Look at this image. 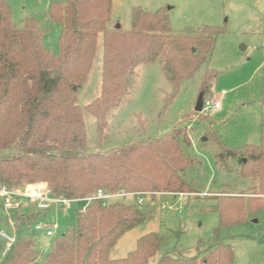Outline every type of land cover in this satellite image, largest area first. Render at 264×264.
<instances>
[{
	"label": "trees",
	"instance_id": "16d2710c",
	"mask_svg": "<svg viewBox=\"0 0 264 264\" xmlns=\"http://www.w3.org/2000/svg\"><path fill=\"white\" fill-rule=\"evenodd\" d=\"M111 2H52L48 18L61 26L58 52L53 54L44 46V34L36 20L26 18L22 26H15L9 5L0 0V185L21 189L43 183L53 196L66 200H80L98 190L138 194L143 202L154 200L157 194L195 192L185 178L192 165L182 149L190 144L187 130L173 129L110 151L89 152L76 94L87 80L102 34L100 94L85 108L95 120L100 142L112 113L133 93L139 66L159 64L172 86L164 98L166 110L182 84L190 81L210 56L218 31L204 26L198 32L174 35L166 11L149 13L140 8L131 10L129 31L118 24L108 29ZM214 78L210 70L202 77L199 94L203 99L212 97ZM221 148L220 159L242 154L239 174L253 184L246 200L213 198L220 226L230 227L245 220L246 206L252 213L264 209V113L259 145ZM2 212L0 229L30 227L42 215L31 209L24 214L15 212L9 226ZM148 214L138 204L114 201L102 206L94 201L85 212L77 213L75 226L53 240L45 257L40 256L31 237L20 236L7 255L0 257V264H149L164 246L157 233L139 238L123 259L109 260L119 239L150 219ZM3 247L0 240V254ZM232 259L231 247L216 241L202 259L164 255L155 264H232Z\"/></svg>",
	"mask_w": 264,
	"mask_h": 264
},
{
	"label": "rangeland",
	"instance_id": "374dc122",
	"mask_svg": "<svg viewBox=\"0 0 264 264\" xmlns=\"http://www.w3.org/2000/svg\"><path fill=\"white\" fill-rule=\"evenodd\" d=\"M62 1L6 0L12 23L20 27L26 18H34L44 34V46L53 54L58 52L61 26L51 22L47 13L52 2ZM133 8L149 13L166 11L174 35L198 32L204 26L218 33L213 36V49L206 62L190 81L182 84L166 110L164 98L172 92V86L159 64L139 66L135 71L133 93L112 113L100 142L96 137L95 120L85 110L100 94L103 38L102 34L98 36L91 70L76 94L88 151L106 152L153 139L173 129L187 130L190 144L182 145V149L192 165L185 171V178L195 191L183 197L156 195L154 200L147 198L140 206L149 213L150 219L121 237L110 251L109 260L123 259L134 250L139 238L157 233L163 238L164 246L149 264H155L164 255L202 259L214 249L216 241L231 247L232 264H264V209L252 213L246 206L243 222L224 227L220 226L219 215L212 208L216 205L215 196L246 200L248 189L253 186L249 179L239 174L241 153L223 159L219 155L223 153L221 146L237 150L244 145L260 144L264 113L263 0H112L108 29L118 24L123 31H129ZM207 70L215 74L213 95L203 100L218 101L220 108L196 113L194 106ZM115 201L137 205L133 198ZM151 202L154 205H150ZM84 204L77 201L52 208L42 213L30 227L18 230L9 227L4 231L15 238L31 237L40 256L45 257L53 240L75 226L77 213ZM36 223L57 225L56 237L46 238L35 230Z\"/></svg>",
	"mask_w": 264,
	"mask_h": 264
},
{
	"label": "built area",
	"instance_id": "2783aa9c",
	"mask_svg": "<svg viewBox=\"0 0 264 264\" xmlns=\"http://www.w3.org/2000/svg\"><path fill=\"white\" fill-rule=\"evenodd\" d=\"M219 108L220 103L218 101H203V109L201 113H203V111H217ZM157 195H168L175 198L183 197L185 194L165 193ZM126 198H136L138 205L143 204V199H141L140 195L125 194L123 192L111 194L102 190H98L95 193L80 200H66L64 198L53 196L48 190L47 186L43 183L26 185L21 189H10L5 185H0V204L2 206L3 213L9 219V223L11 214L15 212L24 214L31 209V211L34 212L44 213L51 210L52 208H62L70 202L80 201L84 202L85 204L84 207L78 212L83 213L85 212L88 205L94 201H98L102 206H106L115 200ZM166 205L167 204H165V206ZM181 209L182 208L179 210ZM10 226H12V224H10ZM35 230L42 232L48 239H54L56 237V230H58V227L57 225L49 226L36 223ZM15 239L16 238L14 236L6 233L4 229H0V240L4 243L3 250L0 254L1 258H4L10 251Z\"/></svg>",
	"mask_w": 264,
	"mask_h": 264
},
{
	"label": "water",
	"instance_id": "95a60500",
	"mask_svg": "<svg viewBox=\"0 0 264 264\" xmlns=\"http://www.w3.org/2000/svg\"><path fill=\"white\" fill-rule=\"evenodd\" d=\"M244 49V48H242ZM192 52H194V49L192 50ZM75 90V88H74ZM203 94H199L197 100H196V103H195V106H194V112L196 113H201L202 112V109H203Z\"/></svg>",
	"mask_w": 264,
	"mask_h": 264
},
{
	"label": "crops",
	"instance_id": "0c3cea01",
	"mask_svg": "<svg viewBox=\"0 0 264 264\" xmlns=\"http://www.w3.org/2000/svg\"><path fill=\"white\" fill-rule=\"evenodd\" d=\"M151 205H154V203H151Z\"/></svg>",
	"mask_w": 264,
	"mask_h": 264
}]
</instances>
